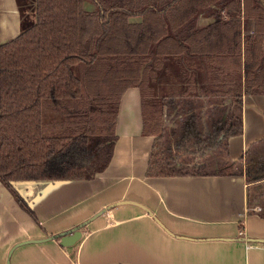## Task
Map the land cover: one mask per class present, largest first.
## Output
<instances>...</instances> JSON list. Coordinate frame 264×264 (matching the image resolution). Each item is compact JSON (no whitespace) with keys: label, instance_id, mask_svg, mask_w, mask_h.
<instances>
[{"label":"trees","instance_id":"16d2710c","mask_svg":"<svg viewBox=\"0 0 264 264\" xmlns=\"http://www.w3.org/2000/svg\"><path fill=\"white\" fill-rule=\"evenodd\" d=\"M86 1L34 0L35 23L0 44V180L34 217L16 183L91 179L104 171L128 89L141 92L143 132L157 136L147 170L156 176L198 173L195 164L176 165L173 149L191 139L202 157L226 147L243 134L244 95L264 94V0H90L94 12L85 9ZM202 12L215 22L198 28ZM132 17L143 20L133 23ZM242 20L245 28L253 26L244 36ZM195 52L206 74L216 67L229 74L223 86L233 103L208 132L180 136L172 146L164 109L173 102H164L197 91L208 96L196 86L203 67L191 62ZM171 62L179 66L183 87L161 100L158 77ZM260 157H248V182L264 179Z\"/></svg>","mask_w":264,"mask_h":264},{"label":"crops","instance_id":"0c3cea01","mask_svg":"<svg viewBox=\"0 0 264 264\" xmlns=\"http://www.w3.org/2000/svg\"><path fill=\"white\" fill-rule=\"evenodd\" d=\"M85 9L97 7L87 0ZM35 21L34 0H0V44ZM213 22L202 12L196 26ZM249 31L242 20V36ZM201 57L195 52L191 62L201 63L196 86L208 96L197 91L164 102H173L164 109L170 144L176 137L208 132L227 117L233 103L223 86L229 74L219 67L206 74ZM168 68L158 77L161 100L172 88L183 87L179 66L171 62ZM183 74L187 78L191 73ZM243 128L226 147L193 162L198 173L148 175L157 136L143 132L141 92L128 89L120 101L114 155L104 171L91 179L18 181L35 217L0 180V264H264V242L248 240L264 238V217L259 215L264 179H246L249 155L264 144V94L244 95ZM211 163L216 167L208 168ZM87 220L76 242L63 245L53 237Z\"/></svg>","mask_w":264,"mask_h":264},{"label":"rangeland","instance_id":"374dc122","mask_svg":"<svg viewBox=\"0 0 264 264\" xmlns=\"http://www.w3.org/2000/svg\"><path fill=\"white\" fill-rule=\"evenodd\" d=\"M246 30L249 31L251 29L248 26V28H246ZM50 116L53 117V115H50ZM178 139H179V137L174 138V144H172L173 146L177 145ZM192 142H193L192 139L189 140L188 142H185L186 143L185 148L183 147L182 149H180V148L176 149V147H175L173 149V154L175 155V159H176V162H175L176 165H178V166H180V165L184 166L185 165L186 168H188V169H195V167L193 166L194 165L193 162L199 161V160L201 161V159L206 158L207 155L202 157V156H199L193 152L194 147L189 146L192 144ZM256 149L258 151V152L256 151V156L257 157L261 156L260 161H264V144H262L259 148H256ZM219 151L222 152L223 149L219 150ZM176 165H174V166H176ZM215 167H216V165H214L212 163L208 164V168H215ZM16 186H17V183H16ZM17 188H18V186H17ZM260 192H263L259 196H261V203H264V183H262V190ZM256 194H258V193H256ZM250 203L255 204V201H253V199H251Z\"/></svg>","mask_w":264,"mask_h":264},{"label":"water","instance_id":"95a60500","mask_svg":"<svg viewBox=\"0 0 264 264\" xmlns=\"http://www.w3.org/2000/svg\"><path fill=\"white\" fill-rule=\"evenodd\" d=\"M150 212V210H148ZM89 222V220L69 229V230H66V231H63V232H60L58 234H55L53 235L56 236V237H60L61 240H62V244L63 245H67V244H70V243H73L72 241L76 242L77 240H79L81 237H82V232H81V228L84 227L87 223ZM69 235H71L73 237V240H71V238L69 237V240L68 241V237ZM249 241H262L264 242V238H248Z\"/></svg>","mask_w":264,"mask_h":264},{"label":"built area","instance_id":"2783aa9c","mask_svg":"<svg viewBox=\"0 0 264 264\" xmlns=\"http://www.w3.org/2000/svg\"><path fill=\"white\" fill-rule=\"evenodd\" d=\"M107 219L109 222H113L115 220V216L113 214H108Z\"/></svg>","mask_w":264,"mask_h":264}]
</instances>
